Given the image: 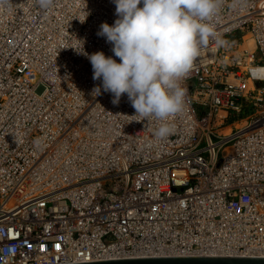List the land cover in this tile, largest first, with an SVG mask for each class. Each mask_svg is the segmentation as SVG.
<instances>
[{
  "label": "built area",
  "instance_id": "1",
  "mask_svg": "<svg viewBox=\"0 0 264 264\" xmlns=\"http://www.w3.org/2000/svg\"><path fill=\"white\" fill-rule=\"evenodd\" d=\"M115 7L0 6V264L264 258V0H221L166 139L77 53L120 62Z\"/></svg>",
  "mask_w": 264,
  "mask_h": 264
},
{
  "label": "clouds",
  "instance_id": "2",
  "mask_svg": "<svg viewBox=\"0 0 264 264\" xmlns=\"http://www.w3.org/2000/svg\"><path fill=\"white\" fill-rule=\"evenodd\" d=\"M9 0H0L7 6ZM54 0H38L42 9ZM118 17L113 25L102 23L97 35L112 45L114 56L102 51L82 52L89 59L95 95L111 93L118 105L123 95L134 108L133 121L156 120L158 139L173 132L169 118L183 110L187 77L202 48L215 38L208 21L216 15L221 0H113ZM142 5V6H141ZM218 46L226 41L216 39ZM83 48V41H82ZM138 118V119H137Z\"/></svg>",
  "mask_w": 264,
  "mask_h": 264
},
{
  "label": "water",
  "instance_id": "3",
  "mask_svg": "<svg viewBox=\"0 0 264 264\" xmlns=\"http://www.w3.org/2000/svg\"><path fill=\"white\" fill-rule=\"evenodd\" d=\"M86 264H264V258L161 257L95 262Z\"/></svg>",
  "mask_w": 264,
  "mask_h": 264
},
{
  "label": "bare ground",
  "instance_id": "4",
  "mask_svg": "<svg viewBox=\"0 0 264 264\" xmlns=\"http://www.w3.org/2000/svg\"><path fill=\"white\" fill-rule=\"evenodd\" d=\"M67 95H71V93H67ZM69 103H71V102H75V99L73 98V97H71L70 99H69V101H68Z\"/></svg>",
  "mask_w": 264,
  "mask_h": 264
}]
</instances>
